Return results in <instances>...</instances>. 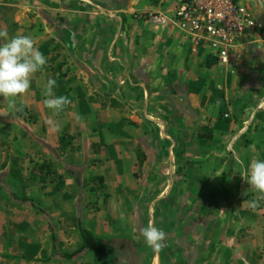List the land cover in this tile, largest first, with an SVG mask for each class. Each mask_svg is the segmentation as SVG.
<instances>
[{
    "label": "crops",
    "instance_id": "obj_1",
    "mask_svg": "<svg viewBox=\"0 0 264 264\" xmlns=\"http://www.w3.org/2000/svg\"><path fill=\"white\" fill-rule=\"evenodd\" d=\"M124 1L0 0V32L47 60L0 97V264H264V199L250 208L240 176L264 159V0L223 66L173 14L146 16L176 2ZM49 78L70 101L59 113ZM149 225L165 232L158 252ZM79 226L108 261L77 252Z\"/></svg>",
    "mask_w": 264,
    "mask_h": 264
},
{
    "label": "clouds",
    "instance_id": "obj_2",
    "mask_svg": "<svg viewBox=\"0 0 264 264\" xmlns=\"http://www.w3.org/2000/svg\"><path fill=\"white\" fill-rule=\"evenodd\" d=\"M0 37H8L0 32ZM47 63L46 57L36 47L34 39L29 35H14L0 43V97L13 100L26 93L31 86V77L41 71ZM57 82L49 78L43 86V104L53 113H59L70 102L68 97L55 95ZM14 108V105L10 104ZM53 130L59 131L60 125L49 120ZM241 178L258 193V197L248 202L250 208H256L258 201L264 199V159H255L244 164L241 162ZM145 244L154 252L164 246L165 232L149 225L142 230Z\"/></svg>",
    "mask_w": 264,
    "mask_h": 264
},
{
    "label": "built area",
    "instance_id": "obj_3",
    "mask_svg": "<svg viewBox=\"0 0 264 264\" xmlns=\"http://www.w3.org/2000/svg\"><path fill=\"white\" fill-rule=\"evenodd\" d=\"M251 0H181L172 19L180 32L194 45L206 46L221 66L228 63L237 38L256 28L250 10ZM153 24H164L166 17L149 15Z\"/></svg>",
    "mask_w": 264,
    "mask_h": 264
},
{
    "label": "trees",
    "instance_id": "obj_4",
    "mask_svg": "<svg viewBox=\"0 0 264 264\" xmlns=\"http://www.w3.org/2000/svg\"><path fill=\"white\" fill-rule=\"evenodd\" d=\"M79 232L83 241V245L77 252H92L100 262L108 261L111 258V250L103 243L94 239L87 231L79 227ZM74 254L63 255L64 258H71Z\"/></svg>",
    "mask_w": 264,
    "mask_h": 264
},
{
    "label": "rangeland",
    "instance_id": "obj_5",
    "mask_svg": "<svg viewBox=\"0 0 264 264\" xmlns=\"http://www.w3.org/2000/svg\"><path fill=\"white\" fill-rule=\"evenodd\" d=\"M95 2H98V3H101L103 0H94ZM122 1V0H121ZM126 1V0H125ZM124 1V2H125ZM161 1V0H160ZM178 1H179V3H180V1L181 0H172L171 2H173V3H175L176 2V4H174L173 5V11L170 13V14H165V13H160V12H152V13H149V14H147L146 16H149V15H162V16H164V17H166L167 15H172L173 14V12H174V9L176 8V5H177V3H178ZM253 0H251V2H252ZM250 2V3H251ZM164 3V2H163ZM172 4V3H171ZM172 17V16H171ZM32 206H33V204H31ZM80 227V226H79ZM78 227V228H79Z\"/></svg>",
    "mask_w": 264,
    "mask_h": 264
}]
</instances>
